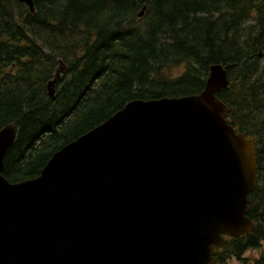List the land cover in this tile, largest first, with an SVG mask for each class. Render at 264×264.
I'll list each match as a JSON object with an SVG mask.
<instances>
[{
	"label": "water",
	"instance_id": "water-1",
	"mask_svg": "<svg viewBox=\"0 0 264 264\" xmlns=\"http://www.w3.org/2000/svg\"><path fill=\"white\" fill-rule=\"evenodd\" d=\"M228 85L213 64L200 93L131 100L16 183L3 168L18 127L2 128L0 264H214L255 228L256 143L228 119Z\"/></svg>",
	"mask_w": 264,
	"mask_h": 264
},
{
	"label": "trees",
	"instance_id": "trees-1",
	"mask_svg": "<svg viewBox=\"0 0 264 264\" xmlns=\"http://www.w3.org/2000/svg\"><path fill=\"white\" fill-rule=\"evenodd\" d=\"M33 4L0 0V129L18 127L3 175L39 176L56 151L129 101L200 93L222 64L229 85L217 95L231 124L254 138L258 172L248 214L255 228L228 237L216 264H264V249L244 256L264 242V0Z\"/></svg>",
	"mask_w": 264,
	"mask_h": 264
},
{
	"label": "rangeland",
	"instance_id": "rangeland-1",
	"mask_svg": "<svg viewBox=\"0 0 264 264\" xmlns=\"http://www.w3.org/2000/svg\"><path fill=\"white\" fill-rule=\"evenodd\" d=\"M264 249V242L262 243V247H260L258 250H248L244 256H258L260 255L261 251ZM230 262V261H229ZM231 263L237 264L236 259H231Z\"/></svg>",
	"mask_w": 264,
	"mask_h": 264
}]
</instances>
